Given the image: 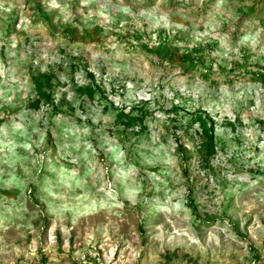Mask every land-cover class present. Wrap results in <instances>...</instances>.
Wrapping results in <instances>:
<instances>
[{
  "label": "rangeland",
  "instance_id": "obj_1",
  "mask_svg": "<svg viewBox=\"0 0 264 264\" xmlns=\"http://www.w3.org/2000/svg\"><path fill=\"white\" fill-rule=\"evenodd\" d=\"M259 3L0 0V264H264Z\"/></svg>",
  "mask_w": 264,
  "mask_h": 264
},
{
  "label": "trees",
  "instance_id": "obj_2",
  "mask_svg": "<svg viewBox=\"0 0 264 264\" xmlns=\"http://www.w3.org/2000/svg\"><path fill=\"white\" fill-rule=\"evenodd\" d=\"M240 3L239 12L244 14H253L256 12V4H262L264 0H237ZM34 6L36 7L37 11L42 13L41 6L34 2ZM43 14V13H42ZM41 14V15H42ZM6 22H9L7 20ZM262 24H264V16L262 17ZM8 24V23H7ZM9 28V27H8ZM31 86L34 93V98L28 103L29 107L38 110L40 106H51L53 105V97L52 92L49 90L50 87V80L48 74L43 75H35L32 76L31 79ZM81 91L86 92L89 97L93 96V89L91 85H87L81 88ZM193 124H196L197 130L195 134L197 137L194 138L197 144V151H198V162L201 166L205 167L209 164V161L214 156L215 153V143L213 138V124L209 122L205 117H202L201 113H197L191 117ZM134 117L130 115L129 112L119 111L116 115V121L124 130H129L133 127L134 124ZM141 122L142 119H137ZM258 256L254 255V260H257Z\"/></svg>",
  "mask_w": 264,
  "mask_h": 264
}]
</instances>
